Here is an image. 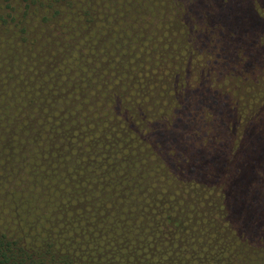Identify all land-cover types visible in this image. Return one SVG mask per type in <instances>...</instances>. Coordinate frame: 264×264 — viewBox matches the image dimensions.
<instances>
[{
  "label": "trees",
  "instance_id": "trees-1",
  "mask_svg": "<svg viewBox=\"0 0 264 264\" xmlns=\"http://www.w3.org/2000/svg\"><path fill=\"white\" fill-rule=\"evenodd\" d=\"M0 264H264V0H0Z\"/></svg>",
  "mask_w": 264,
  "mask_h": 264
}]
</instances>
